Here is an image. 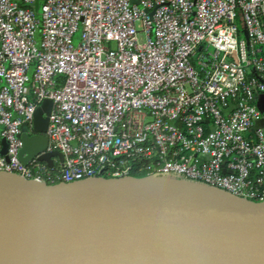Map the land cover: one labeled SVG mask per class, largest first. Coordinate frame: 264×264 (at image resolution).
<instances>
[{"label": "built area", "instance_id": "built-area-1", "mask_svg": "<svg viewBox=\"0 0 264 264\" xmlns=\"http://www.w3.org/2000/svg\"><path fill=\"white\" fill-rule=\"evenodd\" d=\"M136 1L0 0V171L139 170L264 201V0ZM46 98L55 173L19 158Z\"/></svg>", "mask_w": 264, "mask_h": 264}, {"label": "water", "instance_id": "water-1", "mask_svg": "<svg viewBox=\"0 0 264 264\" xmlns=\"http://www.w3.org/2000/svg\"><path fill=\"white\" fill-rule=\"evenodd\" d=\"M136 2V0H133ZM52 99L19 158L55 169ZM2 154L8 142L2 139ZM7 160L8 157L6 156ZM0 259L16 264H264V201L158 175L50 184L0 171Z\"/></svg>", "mask_w": 264, "mask_h": 264}, {"label": "rangeland", "instance_id": "rangeland-1", "mask_svg": "<svg viewBox=\"0 0 264 264\" xmlns=\"http://www.w3.org/2000/svg\"><path fill=\"white\" fill-rule=\"evenodd\" d=\"M43 0H40V3H42ZM39 6H41V4H39ZM81 34H82V29H80L76 34H75V37H74V43L75 45H78V43L80 42L81 40ZM33 72H31V75H32ZM257 105L259 107V109L262 111V113L264 114V94H260L258 95L257 97Z\"/></svg>", "mask_w": 264, "mask_h": 264}, {"label": "trees", "instance_id": "trees-1", "mask_svg": "<svg viewBox=\"0 0 264 264\" xmlns=\"http://www.w3.org/2000/svg\"><path fill=\"white\" fill-rule=\"evenodd\" d=\"M42 164L45 166L46 169L50 170L52 173H55L58 170L57 168L55 169L50 168V166L45 162H42ZM132 173L136 176H146L147 175V172H140L139 170H134Z\"/></svg>", "mask_w": 264, "mask_h": 264}, {"label": "bare ground", "instance_id": "bare-ground-1", "mask_svg": "<svg viewBox=\"0 0 264 264\" xmlns=\"http://www.w3.org/2000/svg\"><path fill=\"white\" fill-rule=\"evenodd\" d=\"M0 264H16L14 262H9V261H5V260H1L0 259Z\"/></svg>", "mask_w": 264, "mask_h": 264}, {"label": "crops", "instance_id": "crops-1", "mask_svg": "<svg viewBox=\"0 0 264 264\" xmlns=\"http://www.w3.org/2000/svg\"><path fill=\"white\" fill-rule=\"evenodd\" d=\"M59 164L58 160H55V165L57 166Z\"/></svg>", "mask_w": 264, "mask_h": 264}]
</instances>
